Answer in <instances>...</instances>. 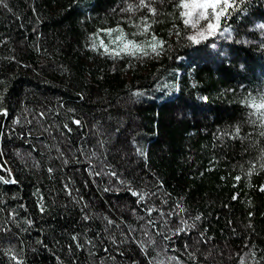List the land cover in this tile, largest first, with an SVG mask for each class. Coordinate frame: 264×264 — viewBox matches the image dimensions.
Instances as JSON below:
<instances>
[{
	"label": "trees",
	"instance_id": "obj_1",
	"mask_svg": "<svg viewBox=\"0 0 264 264\" xmlns=\"http://www.w3.org/2000/svg\"><path fill=\"white\" fill-rule=\"evenodd\" d=\"M229 2L225 44L181 0L0 3V264H264V0Z\"/></svg>",
	"mask_w": 264,
	"mask_h": 264
},
{
	"label": "clouds",
	"instance_id": "obj_2",
	"mask_svg": "<svg viewBox=\"0 0 264 264\" xmlns=\"http://www.w3.org/2000/svg\"><path fill=\"white\" fill-rule=\"evenodd\" d=\"M3 0H0V3H2ZM140 9L143 10L144 7H147L149 9L148 13H151L152 16H155L157 14L156 9L148 3V0H140ZM183 7H191L193 10L198 7L197 0H191V3H185V0H181V4L178 5ZM131 8V5H129V9ZM128 9H122V11H125ZM143 23H136L133 25L135 28V32H133L132 36H149L150 29L152 28L154 22H149L146 18H141ZM130 24L131 22L128 21ZM109 33L113 31H119L121 33L120 36L116 38V40L112 41V43L116 44V49L112 50V52H108L103 55H108L109 57L115 59V58H122L123 56L133 57L138 55L148 56L150 53L156 52V44L153 43L151 45V48L149 49L144 41H136L133 39H129V33L126 32L123 28L119 27H113L108 29ZM94 35L90 34L89 36ZM191 37H189L190 39ZM151 41H158L155 35L151 36ZM159 42V41H158ZM90 50L96 51L94 46H90ZM114 53V54H113ZM191 226V225H190Z\"/></svg>",
	"mask_w": 264,
	"mask_h": 264
},
{
	"label": "rangeland",
	"instance_id": "obj_3",
	"mask_svg": "<svg viewBox=\"0 0 264 264\" xmlns=\"http://www.w3.org/2000/svg\"><path fill=\"white\" fill-rule=\"evenodd\" d=\"M230 0H221L215 8H204L200 5L203 0H197L199 5L194 10L191 7H183V13L186 24L189 26L190 37L195 41H203L209 38H214L220 44H225L230 39V33L220 27L221 14L224 13ZM185 3L190 4L191 0H186ZM219 16V19L217 17ZM215 27V31L210 29L209 25ZM220 46L215 45L213 49L219 50Z\"/></svg>",
	"mask_w": 264,
	"mask_h": 264
},
{
	"label": "snow or ice",
	"instance_id": "obj_4",
	"mask_svg": "<svg viewBox=\"0 0 264 264\" xmlns=\"http://www.w3.org/2000/svg\"><path fill=\"white\" fill-rule=\"evenodd\" d=\"M220 2H221V0H203V3H202L200 6H201V7H204V8H209V7H211V8H215V7L217 6V4L220 3ZM228 7H229V8L232 7V4H231L230 2L228 3ZM221 15H223V13H222ZM217 19H219V16L217 17ZM209 27H210V29H212L213 31L216 30L215 27H214L213 25H211V24L209 25ZM225 30H226V29H225ZM76 123H79V122L76 121ZM49 171H51V169H50ZM236 179L239 180L240 178H239V177H236ZM0 181H3L4 183H15L14 180H10V179L5 180L3 177H0ZM132 194H133L134 196H138L140 200H143V199H144V196H143L142 194L135 193V192H133ZM149 211H150V213H151V211H155V209H151V210H149ZM181 211H183V209H181ZM197 219H199V217H197Z\"/></svg>",
	"mask_w": 264,
	"mask_h": 264
}]
</instances>
